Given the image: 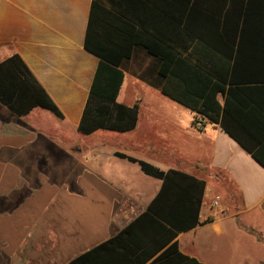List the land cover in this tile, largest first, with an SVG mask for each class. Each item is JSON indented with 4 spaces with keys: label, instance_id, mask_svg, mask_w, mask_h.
Wrapping results in <instances>:
<instances>
[{
    "label": "crops",
    "instance_id": "1",
    "mask_svg": "<svg viewBox=\"0 0 264 264\" xmlns=\"http://www.w3.org/2000/svg\"><path fill=\"white\" fill-rule=\"evenodd\" d=\"M92 1L0 0V61L19 56L63 116L34 108L18 117L0 104V264H68L144 213L162 180L115 153L204 183L198 225L173 240L182 255L200 264H264V167L219 125L203 119L196 129V114L153 86L156 61L143 49L121 66L116 97L138 105L135 127L78 133L99 63L84 48ZM114 1L100 0L108 9L128 6ZM140 2L132 14L138 29L183 34L173 20L187 0ZM169 186L159 209L168 211L180 191L192 212L198 186L188 179ZM208 196L225 209L217 219Z\"/></svg>",
    "mask_w": 264,
    "mask_h": 264
},
{
    "label": "trees",
    "instance_id": "2",
    "mask_svg": "<svg viewBox=\"0 0 264 264\" xmlns=\"http://www.w3.org/2000/svg\"><path fill=\"white\" fill-rule=\"evenodd\" d=\"M122 1L128 6L114 10L92 1L84 48L99 63L78 133H122L135 127L138 105L119 104L116 97L124 77L121 66L140 47L156 61L153 86L162 95L194 112V123L205 119L219 125L264 167V0H187V9L173 20L183 34L174 38L138 29L132 14L140 0ZM0 104L18 117L41 108L63 118L17 55L0 61ZM115 156L162 180L161 189L125 229L68 264H200L178 252L173 240L198 225L204 183L121 153ZM180 179L198 186L194 210L186 207L189 202L179 191L168 201L169 210L161 211L171 181Z\"/></svg>",
    "mask_w": 264,
    "mask_h": 264
},
{
    "label": "built area",
    "instance_id": "3",
    "mask_svg": "<svg viewBox=\"0 0 264 264\" xmlns=\"http://www.w3.org/2000/svg\"><path fill=\"white\" fill-rule=\"evenodd\" d=\"M194 127L196 129H201L202 128V124L200 122H196L194 123ZM209 199V207H210V215L209 217L213 218V219H217L219 214H224L225 209L222 207L221 203H220V199L216 196H208Z\"/></svg>",
    "mask_w": 264,
    "mask_h": 264
},
{
    "label": "rangeland",
    "instance_id": "4",
    "mask_svg": "<svg viewBox=\"0 0 264 264\" xmlns=\"http://www.w3.org/2000/svg\"><path fill=\"white\" fill-rule=\"evenodd\" d=\"M47 113H49V112H47Z\"/></svg>",
    "mask_w": 264,
    "mask_h": 264
}]
</instances>
